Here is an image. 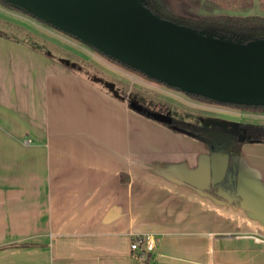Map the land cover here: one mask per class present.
Listing matches in <instances>:
<instances>
[{
    "label": "crops",
    "instance_id": "obj_1",
    "mask_svg": "<svg viewBox=\"0 0 264 264\" xmlns=\"http://www.w3.org/2000/svg\"><path fill=\"white\" fill-rule=\"evenodd\" d=\"M128 103L0 32V264H264V142L229 154L236 203L208 193L201 137Z\"/></svg>",
    "mask_w": 264,
    "mask_h": 264
},
{
    "label": "water",
    "instance_id": "obj_2",
    "mask_svg": "<svg viewBox=\"0 0 264 264\" xmlns=\"http://www.w3.org/2000/svg\"><path fill=\"white\" fill-rule=\"evenodd\" d=\"M100 53L186 94L264 105V37L232 38L154 14L145 0H3ZM139 109L138 104L131 103ZM155 120L170 122L164 114ZM210 179L232 180L234 132L203 128ZM243 135L236 134L242 141Z\"/></svg>",
    "mask_w": 264,
    "mask_h": 264
},
{
    "label": "rangeland",
    "instance_id": "obj_3",
    "mask_svg": "<svg viewBox=\"0 0 264 264\" xmlns=\"http://www.w3.org/2000/svg\"><path fill=\"white\" fill-rule=\"evenodd\" d=\"M168 8L171 12L185 17L222 13L234 16L264 15V0H168ZM22 13L29 22L23 18L20 19L21 21L15 19L0 9V32L32 40L42 51L81 70L89 78L115 91L119 98L128 96L139 103L161 102L170 116L180 117L187 121L196 120L204 128L227 129L241 135L243 133L239 132L238 123L243 121L264 123V110L240 109L227 104L205 102L189 97L175 87L145 78L141 74L106 59L78 38L55 29L27 13ZM5 18H13L15 21L5 20ZM22 26L27 28L29 26L32 33H28ZM157 122L162 123L159 120Z\"/></svg>",
    "mask_w": 264,
    "mask_h": 264
},
{
    "label": "trees",
    "instance_id": "obj_4",
    "mask_svg": "<svg viewBox=\"0 0 264 264\" xmlns=\"http://www.w3.org/2000/svg\"><path fill=\"white\" fill-rule=\"evenodd\" d=\"M0 4H2L4 7H8L10 9H13L18 12H24L23 9H20L16 6H13L9 2H4L3 0H0ZM146 6L155 14H159L161 17L174 20L178 23L184 24V25H191L193 27H196L198 29L202 30H208L212 31L217 34H223L228 37L232 38H244V39H251L258 37H264V15H239L234 16L230 14H215V15H205V16H195V17H185L179 14H175L171 12L168 8V0H145ZM28 14V13H27ZM94 49L93 47H91ZM96 50V49H95ZM97 51V50H96ZM99 52V51H98ZM100 53V52H99ZM102 54V53H101ZM106 59L121 65L122 67H126L139 75L141 74L145 78H148L150 80L155 81L154 79H151L147 77L142 72L137 71L136 69L125 65L120 64L117 60H115L112 57H109L107 55L102 54ZM157 82V81H156ZM189 97H193L196 99H199L201 101L205 102H216L210 98H205L200 95L195 94H187ZM218 103V102H217ZM130 104V103H128ZM221 104H227L236 108H244L249 109L253 111L258 110H264V105H258V106H252V105H237V104H231V103H221ZM139 109L134 107L130 104V106L133 107L134 110H136L139 114H144L150 118H153V115L151 113L155 114H164L170 117V122H162L164 125L168 126L172 130H178L183 131L188 134H193L195 136H201L205 133L204 130L201 128V123L196 120L187 121L180 117H173L167 114L165 110V105L161 102H141L138 104ZM154 119V118H153ZM237 128L239 129V132L243 133L242 141H252V142H264V123H251V122H240L237 125ZM242 141L236 140V146L233 150L239 149L240 143ZM236 155H229V169L228 171H231L232 173H235V168L237 166L236 162ZM233 168V169H231ZM224 184V185H223ZM220 188V189H219ZM220 191V193L224 194L225 197H229L231 201H234L236 203L239 202V194L235 193V180L232 179L229 181L228 179H225L223 182L218 183H211L208 188V193L222 196L218 194L217 191Z\"/></svg>",
    "mask_w": 264,
    "mask_h": 264
},
{
    "label": "built area",
    "instance_id": "obj_5",
    "mask_svg": "<svg viewBox=\"0 0 264 264\" xmlns=\"http://www.w3.org/2000/svg\"><path fill=\"white\" fill-rule=\"evenodd\" d=\"M29 138H25V142L29 141ZM129 246L136 250L153 249L152 242L149 237L141 238L137 237L130 241Z\"/></svg>",
    "mask_w": 264,
    "mask_h": 264
},
{
    "label": "flooded vegetation",
    "instance_id": "obj_6",
    "mask_svg": "<svg viewBox=\"0 0 264 264\" xmlns=\"http://www.w3.org/2000/svg\"><path fill=\"white\" fill-rule=\"evenodd\" d=\"M201 101V100H200ZM201 128H202V130H204L203 128H204V126H202V124H201ZM205 131V130H204ZM206 133V132H205ZM205 133L204 134H202V135H205ZM234 142H235V144H236V133H234ZM235 148V147H234ZM233 148V149H234Z\"/></svg>",
    "mask_w": 264,
    "mask_h": 264
}]
</instances>
